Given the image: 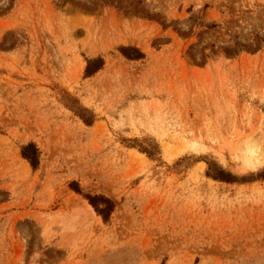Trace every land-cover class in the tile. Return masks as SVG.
I'll return each instance as SVG.
<instances>
[{
	"label": "rangeland",
	"instance_id": "rangeland-1",
	"mask_svg": "<svg viewBox=\"0 0 264 264\" xmlns=\"http://www.w3.org/2000/svg\"><path fill=\"white\" fill-rule=\"evenodd\" d=\"M260 175L264 0H0V264H264Z\"/></svg>",
	"mask_w": 264,
	"mask_h": 264
},
{
	"label": "trees",
	"instance_id": "trees-1",
	"mask_svg": "<svg viewBox=\"0 0 264 264\" xmlns=\"http://www.w3.org/2000/svg\"><path fill=\"white\" fill-rule=\"evenodd\" d=\"M120 54L127 60H139L144 57V54L136 47L131 46H122L118 48ZM104 61L101 56L90 58L86 60V66L84 70V75L86 77L93 75L98 70L102 68ZM148 153L147 151H145ZM20 155L23 159H25L31 169L35 171L39 166V156L40 152L36 146V144L32 141L27 142L26 144L21 145L20 147ZM261 178L264 179V175H260ZM214 179L224 180V181H232L235 177L229 172H225L220 169L218 174L212 176ZM71 188L76 192H80L78 188V184L76 182L70 183ZM84 197L88 201V203L92 206L94 211L101 216L102 220L107 223L110 220L111 214L114 211L115 204L112 200L105 197L101 194H85Z\"/></svg>",
	"mask_w": 264,
	"mask_h": 264
},
{
	"label": "bare ground",
	"instance_id": "bare-ground-1",
	"mask_svg": "<svg viewBox=\"0 0 264 264\" xmlns=\"http://www.w3.org/2000/svg\"><path fill=\"white\" fill-rule=\"evenodd\" d=\"M253 152H254V150H253V146H250V145H245L244 146V154L245 155H253ZM87 207H88V210L90 211V212H92L93 210L91 209V207H89L88 205H87Z\"/></svg>",
	"mask_w": 264,
	"mask_h": 264
}]
</instances>
